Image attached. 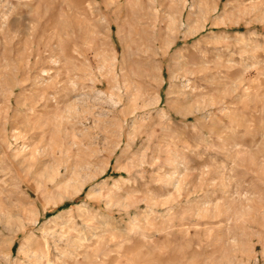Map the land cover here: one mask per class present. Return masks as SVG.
<instances>
[{
	"label": "rangeland",
	"instance_id": "1",
	"mask_svg": "<svg viewBox=\"0 0 264 264\" xmlns=\"http://www.w3.org/2000/svg\"><path fill=\"white\" fill-rule=\"evenodd\" d=\"M0 264H264V0H0Z\"/></svg>",
	"mask_w": 264,
	"mask_h": 264
}]
</instances>
